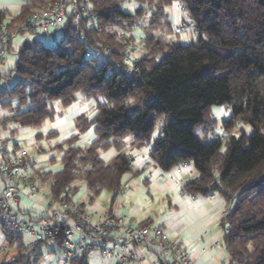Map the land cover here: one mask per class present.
Here are the masks:
<instances>
[{
  "label": "trees",
  "instance_id": "obj_1",
  "mask_svg": "<svg viewBox=\"0 0 264 264\" xmlns=\"http://www.w3.org/2000/svg\"><path fill=\"white\" fill-rule=\"evenodd\" d=\"M174 1L87 0L96 17L91 28L86 20L67 21L54 33V47L35 39L24 41L13 69L0 76V81L21 78L0 92V109L9 104L11 109L17 102L7 119L22 128L39 129L53 117V103L66 108L77 93L94 100L92 119L80 117L78 134L55 146L64 152L61 169L34 173L49 182L50 198L57 200L80 181L90 201L102 191L113 201L123 176L133 174L122 143L132 137L133 146L150 145L149 156L162 171L184 162L192 165L197 176L183 184L185 194L218 195L229 204L222 219L228 230L223 242L229 264H264V0H177L190 21L188 27L198 34L187 45L153 33H178L165 12ZM124 2L137 7L124 11L120 7ZM33 9L25 6L9 24L18 25ZM7 17L0 11V25ZM136 26L142 28V36L136 32L139 39L131 36L125 41H138L132 53L138 72L126 76L118 67L124 66L127 51L116 36ZM79 33L84 34L82 40ZM103 47H110L111 53L99 62ZM88 52L91 58L86 57ZM213 106L229 113L221 123L236 135L224 141L213 136ZM158 121L161 128L153 139ZM199 127L201 137L196 134ZM89 128L95 139L80 147L78 136ZM109 148L116 154L105 163L99 153ZM1 235L8 247L21 248L22 238L12 237L3 227ZM40 256L35 255L37 262ZM37 262L13 253L0 264ZM78 264H88L87 256L82 255Z\"/></svg>",
  "mask_w": 264,
  "mask_h": 264
},
{
  "label": "built area",
  "instance_id": "obj_2",
  "mask_svg": "<svg viewBox=\"0 0 264 264\" xmlns=\"http://www.w3.org/2000/svg\"><path fill=\"white\" fill-rule=\"evenodd\" d=\"M95 19L87 0H51L33 9L25 20L14 26L9 24V18L0 25V61L16 34L29 32L41 35L43 42L54 47V33H58L67 21L78 24L86 20L91 28ZM137 29V26L131 27L128 32L116 36V41L127 51L124 66L118 67L119 72L126 76L138 72V59L132 54L138 48V41H125V38L136 37ZM174 30L180 32L183 26H174ZM78 38L82 40L84 34L79 33ZM102 52L104 55L98 57L99 62H103L105 56L111 53V48L103 47ZM91 55L86 53L87 58H91ZM12 79L21 81L17 76ZM13 81H0V92L8 91ZM22 129L18 122L0 115V234L3 227L12 237L22 238V246L18 250L21 256L30 257L35 263V255L41 249L54 247L59 252V264H78L82 255L88 257L95 254L114 264H144L133 251L127 249L125 244L130 243L157 255V259L149 264L167 260L175 264H193V259L181 243L170 239L161 227L133 226L126 216L116 215L113 209L107 212H90L75 202V192L72 189L63 192L57 200L50 198L48 193L41 194L27 148L14 144L7 148L13 134ZM211 133L221 141L230 136L223 127H212ZM19 138L15 140L18 141ZM188 165L185 162L181 164L183 168ZM121 193L120 187L115 192L113 201L110 200V205L119 199ZM22 195L41 196L47 201L48 215L39 217L20 210L18 203ZM52 205L57 207L52 208ZM24 237H28L29 241H23ZM3 241L0 256L5 255L8 250L4 236Z\"/></svg>",
  "mask_w": 264,
  "mask_h": 264
},
{
  "label": "crops",
  "instance_id": "obj_3",
  "mask_svg": "<svg viewBox=\"0 0 264 264\" xmlns=\"http://www.w3.org/2000/svg\"><path fill=\"white\" fill-rule=\"evenodd\" d=\"M42 2L43 0H0V11L6 12L8 16L6 20H9V18L12 19L17 16L25 6L33 9L41 5ZM178 5L179 2L175 0L171 6L165 9V12L169 9V13L166 12L167 17L169 15L172 18L178 17L179 14L172 11ZM180 18H183V15ZM178 22L179 20L171 24L173 26ZM24 41H22L20 47ZM13 42L14 40L12 39L6 55L0 61V76L9 74L15 65L17 55L15 59L8 55L12 49ZM52 110L53 117L44 121L39 129H33L35 135L31 136L28 145H36L35 136L37 134H40L43 139L50 140L53 146L61 144L69 137L78 134L76 130L77 120L80 117L86 120L92 119L96 113V102L88 99L82 93H77L74 97V102L70 106L63 108L59 103H53ZM218 115L223 116L225 119L229 117V113L226 110L219 111ZM23 130L24 128L13 134L12 140L14 142L12 144L22 146L20 141L15 139L22 135ZM49 134H53V137L48 138ZM78 138L80 147L88 146L95 139L93 128L87 129ZM122 143L123 151L132 160L133 174L123 176L121 183L122 193L119 199L110 205L111 194L107 191H102L97 198L90 201L86 190L87 198L85 202L74 199L75 202L90 212H107L113 209L116 215L126 216L133 226L161 227L167 232L170 239L181 243L187 254L193 259V264H229V257L223 242L224 228L222 219L229 207L225 199L218 195L210 197L185 194L183 184L197 176L192 165L183 168L179 164L165 172L159 169L151 160L149 156L150 145L133 146L132 137L122 140ZM115 154L116 150L109 148L101 151L99 156L103 162L108 163ZM71 188L75 189L74 192H76L75 186ZM103 192H105V195L101 198L100 195ZM35 202L42 204L45 201L41 196H36ZM47 211L43 210L37 216L45 217L48 215ZM114 237L113 235L112 238ZM26 238L28 237H24L23 241H26ZM3 243L2 236L0 247L4 245ZM125 245L144 264H149L157 259L155 253L130 243ZM39 253L41 256L37 264H45L42 261L44 254L49 257L50 254H54L57 258L56 264H59V252L56 248L48 247L42 249ZM87 262L88 264H114L113 261L106 260L98 254L88 256ZM159 264L175 263L167 260Z\"/></svg>",
  "mask_w": 264,
  "mask_h": 264
},
{
  "label": "rangeland",
  "instance_id": "obj_4",
  "mask_svg": "<svg viewBox=\"0 0 264 264\" xmlns=\"http://www.w3.org/2000/svg\"><path fill=\"white\" fill-rule=\"evenodd\" d=\"M122 10L124 11H131L134 8L137 7L136 3L134 2H124L122 3V5L120 6ZM174 12H177L179 19H177L178 17H170V15L168 16V21L170 23H175L179 20V22L177 24H175L174 26H178V25H182L185 28L178 32L177 34H166L164 31L162 30H156L155 32H153L155 35L158 36H163L166 37V39H171L174 41H177L179 44L181 45H187L191 42H194L197 38H198V34L193 32V30L191 28H189L188 26L190 25V21L188 20V17L186 15V13L183 11L182 7L180 6V4L174 8V10H172ZM167 13H169V9L166 10ZM183 15V18H180V16ZM148 16L149 14L145 15V19L144 21L140 22L141 27L146 25V22L148 20ZM184 19V20H182ZM139 28L136 30V32L138 33V37L140 38L142 36V28L140 26H138ZM14 40L13 44H12V49L11 51L8 53V55H10L11 57H13L14 59L16 58L17 52L19 50L20 44L22 43V41L24 40H31V39H35V40H39V41H43V38L41 35L38 34H31L29 32H24V33H19L13 36L12 38ZM141 48V46H140ZM142 49V48H141ZM141 49L139 51H141ZM138 54L140 52H137ZM139 56V55H138ZM13 81V79L11 80ZM18 106L17 102H13L11 105V109H8L7 107H10V104L8 106H6V109L1 108L0 109V115L1 116H8L11 115L15 112L14 109H16ZM225 109L220 108V107H216L213 106L210 108V112H211V119L215 122V126L214 128H218V127H223V124L221 123L225 118L221 115H218L219 111H224ZM161 128V121H158L156 123L155 129L153 131V135L152 138L155 139L157 138L159 131ZM225 129V128H224ZM226 130V129H225ZM227 131V130H226ZM40 132V131H38ZM36 132V133H38ZM230 136L232 135H236L235 132H230L227 131ZM196 134L201 137L203 134V128L199 127L196 130ZM35 135V132L33 129L31 128H24L22 135L19 138L20 144L24 147L27 148V150L30 153V161L32 163V168H33V172L36 173L35 171L38 170V172H57L61 169V157L62 154L64 153L63 151H59L58 149H56V145H52L50 140H46L43 139L41 137V139H37L35 138V142L36 145L31 146L28 145L29 141L31 140V136ZM53 137V136H52ZM208 140L211 139V135L209 134L207 136ZM14 142V140H11L8 144H7V148L11 147V144ZM56 146V147H55ZM35 175V174H34ZM35 178L38 180L39 182V186H40V192L41 194H47L48 193V181H44L42 180V178L37 177V175H35ZM72 186L76 187V192L74 194V199L77 201H84L87 198V192L86 189L84 188L83 182L77 181L74 184H72ZM105 195V192H103L100 197L103 198ZM36 196L37 195H29V196H20L19 198V203H18V208L22 211L25 212H29L30 214L33 215H39L43 210H47L48 204L47 201H45L42 204H37L36 201ZM57 205H52V208H56ZM0 239H2V235L0 234ZM26 241H29V238H26ZM4 244V243H3ZM7 250V256L5 257V255L0 256V259H9L13 256V253H17L18 251H16V249L14 248H10L8 247ZM42 250V249H41ZM14 251V252H13ZM45 264H56L57 258L54 254H50V257L47 256V254L43 255V260H42Z\"/></svg>",
  "mask_w": 264,
  "mask_h": 264
}]
</instances>
